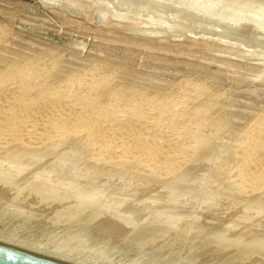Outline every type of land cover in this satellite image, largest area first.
<instances>
[{
    "label": "rangeland",
    "instance_id": "374dc122",
    "mask_svg": "<svg viewBox=\"0 0 264 264\" xmlns=\"http://www.w3.org/2000/svg\"><path fill=\"white\" fill-rule=\"evenodd\" d=\"M163 1L0 0V80L17 75L0 82V121L56 86L43 107L25 108L38 140L20 136V151L0 142V240L88 264H264V0ZM115 91L134 97L138 114L104 107ZM101 94L106 117L90 121L107 133L103 144L88 149L83 132L43 135L50 114H88ZM125 125L178 157L123 164L114 133ZM247 133L260 139L243 164ZM114 157L120 166H106Z\"/></svg>",
    "mask_w": 264,
    "mask_h": 264
},
{
    "label": "bare ground",
    "instance_id": "6f19581e",
    "mask_svg": "<svg viewBox=\"0 0 264 264\" xmlns=\"http://www.w3.org/2000/svg\"><path fill=\"white\" fill-rule=\"evenodd\" d=\"M170 1V2H169ZM176 0H174L173 2L174 3H171V0H165V2L163 1V3H166V4H168V2L170 3V4H175L176 2H175ZM189 1V0H188ZM187 1V2H188ZM159 2H160V0H159ZM177 2H179V0H177ZM181 2V1H180ZM186 2V3H187ZM162 3V4H163ZM182 3H183V1H182ZM181 3V4H182ZM190 3H192V2H190ZM189 3V4H190ZM215 3V2H214ZM189 4L187 5V7L189 6ZM190 5H192V4H190ZM195 4H193V6H194ZM232 5V4H231ZM169 7V6H168ZM183 7V6H182ZM192 7V6H191ZM195 7V6H194ZM180 8V7H179ZM243 9H244V7H242V10H239V11H237L236 12V15L237 16H243ZM191 10V9H190ZM193 10V9H192ZM246 10V9H245ZM2 34V33H1ZM30 68V67H29ZM28 69V68H27ZM26 69V70H27ZM25 70V71H26ZM13 71V70H12ZM26 72H30L29 74H31V70L29 69V70H27ZM26 72H24V73H26ZM41 72V71H40ZM40 72H39V75H40ZM9 73V72H8ZM42 73V72H41ZM4 74V73H3ZM18 74H20L19 73V71H18ZM35 74V73H34ZM46 74V73H45ZM6 75V74H5ZM15 74H14V72L13 73H10V74H8V75H6V76H4V78H1V80L2 81H4V82H2V83H4L5 84V82H7L9 79H11V78H13V76H14ZM26 75V74H25ZM3 76V75H2ZM15 76H17V75H15ZM21 76V75H20ZM24 76V75H23ZM42 76V75H41ZM99 76V75H98ZM30 77V76H29ZM34 77V76H33ZM36 77H37V75H36ZM87 77V76H86ZM15 79V78H14ZM26 79V78H25ZM29 79V78H28ZM34 79V78H33ZM42 79V78H41ZM1 80H0V82H1ZM12 80V79H11ZM16 80H18V79H16ZM23 80H24V77H23ZM22 80V81H23ZM91 81H92V84H95L96 82L98 83V77H97V75H95L94 77H92V79H90ZM25 81V80H24ZM23 81V82H24ZM90 81V82H91ZM14 82V81H13ZM8 83V82H7ZM10 83H11V81H10ZM18 83H19V81H18ZM1 84V83H0ZM23 83H21V85H22ZM32 84V83H31ZM37 84V83H36ZM91 84V85H92ZM8 85V84H7ZM12 85V84H11ZM19 85H20V83H19ZM24 85V84H23ZM60 85V84H59ZM88 85V84H87ZM91 85H89V86H91ZM4 86V85H3ZM13 86V85H12ZM62 86V85H61ZM60 86V87H61ZM93 86V85H92ZM99 86V85H98ZM101 86V85H100ZM41 87V86H40ZM44 87V86H43ZM43 87H41V88H43ZM53 87H56V86H53ZM52 87V88H53ZM63 87V86H62ZM2 88V87H1ZM52 88H49V87H45V88H43V89H40V93H39V96H38V98L36 99V95L34 96L33 94V98L35 97V99H33V98H29V99H23L24 97H22V99H23V101H22V103H21V105H17V106H14V105H12V107H10V110H9V112L10 111H12L13 112V116H10V117H8V118H6V122H3L2 120L0 121V142H2L3 144V146H5L6 147V145L8 146H16V145H18V146H16V147H18V148H15V149H18V151H20V148L22 147L21 145L22 144H20V142H18V139L20 140V136H23V137H25V136H27L30 140H31V143L33 142L34 143V141H37L38 140V138H39V135L38 134H35L36 132H34V130H32V131H28V129H26L25 127H24V125L26 124V122H29V118L26 116V115H28L30 112L29 111H27V114H25V108L27 109H29L30 107H28V104H29V106L33 103V104H38L39 103V105L41 104V102H42V104L45 102V100L47 101V99H45L46 98V96L45 95H47V94H51V95H53L55 92H54V88L52 89ZM23 89V88H22ZM21 89V90H22ZM63 89H65L64 87H63ZM62 89V90H63ZM99 89H100V87H99ZM24 90V89H23ZM120 90V89H119ZM67 91V90H66ZM96 91V90H95ZM28 92V91H27ZM32 92H34V91H32ZM32 92H30V93H32ZM38 92H39V89H38ZM37 92V93H38ZM54 92V93H53ZM57 92H59V91H57ZM56 92V94H58ZM64 92V91H63ZM93 92V91H92ZM116 92V91H115ZM11 93V92H10ZM21 93V92H20ZM60 93V92H59ZM119 93H121V92H119ZM7 94V93H6ZM24 94V93H23ZM110 95L109 96H106L105 98H106V100L104 99L102 102H107V103H105V105H103L104 107L106 106V104H107V106L109 105L110 106V108H111V106H113V108H119V109H123V110H126V108H128L129 106H132V103H130V102H134V97H132V96H127L126 94H118L117 92L116 93H109ZM195 94V93H194ZM11 95V94H10ZM22 95V94H21ZM24 95H28V94H24ZM32 95H30L29 94V96H32ZM42 95V96H41ZM67 95V94H66ZM100 95V94H99ZM98 95V96H99ZM104 95V94H103ZM103 95L101 94V97H99V98H97V99H94V100H96V102H92L93 104L91 105L92 107H90L91 109V111L89 112V110H87L86 112H88V114H85V113H83L82 112V114H79L78 113V116H77V114L74 116V117H71L70 118V120L68 119L67 120V118L65 119L63 116V118L62 119H57V117H56V119H54V114H53V117L51 116V114H50V116L49 117H46L45 118V120H43L41 123L42 124H44L49 130H50V128L51 129H55V132L53 133V132H51V133H49V131H47V130H45L46 129V127H44L45 129H43L44 130V132H43V135H45L47 138H49L50 136H55L54 138L56 139H58V140H61V139H63L64 137H66V138H68V136L69 135H72L73 133L75 134V133H80V132H83V133H85L84 134V136L86 137V141H85V147H88V149H89V147H91V145H93V147H94V145H96L100 140H102V138L103 137H105L106 135H107V133H106V135H105V131L103 132V131H100L101 129H97L96 128V126H92V124H91V122L92 121H90V120H93V119H95V117L96 118H99L100 119V117H106L105 115H103L102 114V111H104V110H102L103 109V107H102V105H101V99H102V97H103ZM15 96H16V94H15ZM19 96L20 95H18L17 97H18V99H19ZM23 96V95H22ZM28 96V97H29ZM44 96H45V98H44ZM48 96V95H47ZM97 96V97H98ZM16 97V98H17ZM50 97H52V96H50ZM60 97V96H59ZM20 98H21V96H20ZM55 98V97H54ZM101 98V99H100ZM119 98V99H118ZM199 98V97H198ZM21 99V100H22ZM53 99V98H52ZM57 100H58V97L56 98ZM56 99H54V100H56ZM59 99H61V98H59ZM64 99H65V97H64ZM116 99V101H114V100ZM118 99V100H117ZM2 100V99H1ZM4 100H5V98H4ZM20 99H19V101H21ZM49 100V99H48ZM56 100V101H57ZM62 100V99H61ZM70 100V99H69ZM72 100V99H71ZM76 100H77V98H76ZM83 100V99H82ZM14 101V100H13ZM64 101V100H63ZM7 102V101H6ZM17 102V101H16ZM52 102V101H51ZM55 102V101H54ZM60 101L58 100V102L55 104V105H57L58 103H59ZM72 102V101H71ZM76 102V101H75ZM88 102V101H87ZM14 103V102H13ZM12 103V104H13ZM31 103V104H30ZM53 103V102H52ZM61 103V102H60ZM42 104H41V106H42ZM67 104V103H66ZM69 104V103H68ZM67 104V105H68ZM73 104V103H72ZM90 104V103H89ZM131 104V105H130ZM144 103L143 102H141V101H135V103L133 104V105H138L139 107L141 106V105H143ZM16 105V104H15ZM58 105H60V104H58ZM80 105V104H79ZM83 105V104H82ZM158 105V104H157ZM170 105V104H169ZM8 106V105H7ZM32 106V105H31ZM52 106V105H51ZM65 106V105H64ZM72 106H74V105H72ZM172 106V105H171ZM170 106V107H171ZM9 107V106H8ZM34 107H35V105H34ZM43 107V106H42ZM45 107V106H44ZM55 107V106H54ZM70 107V106H69ZM87 107H88V105H87ZM158 107H159V105H158ZM4 108V107H3ZM48 109H49V106L47 107ZM84 108V107H83ZM125 108V109H124ZM130 108H132V107H129V109ZM135 108V107H134ZM133 108V110L132 109H130L132 112L133 111H137L138 112V110L140 111V109H138V110H136V109H134ZM141 108V107H140ZM31 109H33V108H31ZM61 109V108H60ZM142 109V108H141ZM44 110V109H43ZM58 110V109H57ZM62 110H64L63 108H62ZM69 110V109H68ZM111 110V109H110ZM118 110V109H117ZM122 110V111H123ZM5 111V110H4ZM52 111V110H51ZM54 111V110H53ZM81 111V110H80ZM109 111V110H108ZM127 111H129V110H127ZM12 112H11V114H12ZM33 112V111H32ZM115 112V111H114ZM124 112V111H123ZM137 112H133V113H137ZM160 112V111H159ZM162 112V111H161ZM160 112V113H161ZM7 113V112H6ZM43 113V112H42ZM47 113H48V110H47ZM4 114V112L2 113V112H0V115H1V117L2 116H4L3 115ZM8 114V113H7ZM7 114H5V115H7ZM62 114H64V113H62ZM106 114V113H105ZM113 114V113H112ZM119 114H120V112H119ZM130 114H131V112H130ZM138 114V113H137ZM10 115V114H9ZM147 115H149V114H147ZM152 114H150V116H151ZM70 116V115H69ZM69 116H68V118H69ZM164 116H166V115H164ZM0 117V119H3V118H1ZM60 117V116H59ZM103 117V118H104ZM194 117V116H193ZM203 117V116H202ZM110 118V117H109ZM121 118V117H120ZM150 118V117H149ZM148 118V119H149ZM161 118V117H160ZM8 119V120H7ZM30 119H32V118H30ZM44 119V118H43ZM87 119L88 120V122H87V124H85L86 122H85V120ZM116 119V118H115ZM118 119V118H117ZM5 120V119H4ZM32 120H34V119H32ZM40 120V119H39ZM39 120H38V122L37 123H39ZM98 120V119H97ZM125 120V119H124ZM135 120V119H134ZM158 120V119H157ZM31 121V120H30ZM37 121V120H36ZM95 121H96V119H95ZM102 121V120H101ZM114 121V120H113ZM139 121H141V120H139ZM143 121V120H142ZM90 122V123H89ZM97 122V124H98V121H96ZM96 122H93V123H96ZM259 122V121H258ZM40 123V124H41ZM90 125H89V124ZM117 123V122H116ZM141 123V122H140ZM257 123V122H256ZM96 124V125H97ZM136 124V123H135ZM162 124V123H161ZM255 124V123H254ZM36 125V124H35ZM99 125V124H98ZM132 125H133V123H132ZM138 125V124H137ZM145 125V124H144ZM29 126V125H28ZM38 126V125H37ZM262 126V125H261ZM126 127H128V126H126L125 125V127L124 126H122V128L120 127V129L119 130H116L115 131V136H118V137H120L121 138V144H120V150H122V151H120V155H122L123 157H124V160L122 159V157L121 158H115L114 157V159L112 160V159H110V161H105L107 164H106V166L107 165H109L110 166V164L112 163V165H117V164H121L122 163V161L120 162V161H117L118 159H121V160H123V164H125L124 163V161L125 162H129V160L131 161L132 160V162H134V163H136V165L138 166V167H141V168H143V169H145V168H154L156 165H158V164H160L161 162H159V159H158V157H160V156H162V158H164L165 160L167 159H169L167 156H173L175 159H176V157H178V156H176L175 157V155H174V153L176 152L177 153V151L175 150V152H172V153H164V155H162L163 154V152H162V154H161V152H160V154H158L156 151H157V148L156 147H154L155 145H152L153 144V142L151 143V141H145V143H140L141 141H139V142H137L138 141V139H137V141H136V139H134V138H132L133 137V134H131L130 135V133H132V132H130V130L128 131V128H126ZM149 127V126H148ZM37 128V127H36ZM256 128V127H255ZM260 128V127H259ZM258 128V129H259ZM74 129H76V130H78L77 132H74V131H76V130H73ZM154 129V128H153ZM250 129V128H249ZM43 130H41V131H43ZM152 130V129H151ZM262 130V129H261ZM39 131V130H38ZM124 131V132H123ZM251 131H252V128H251ZM257 131V130H256ZM107 132V131H106ZM114 132V131H113ZM123 132V133H122ZM38 133V132H37ZM40 133V132H39ZM42 133V132H41ZM164 133V132H163ZM256 133V132H255ZM51 134V135H50ZM137 134V133H136ZM194 134V133H193ZM196 134V133H195ZM201 134V133H200ZM248 134V133H247ZM41 135V134H40ZM105 135V136H104ZM143 135V134H142ZM145 135V134H144ZM249 135V134H248ZM248 135H246V137H248ZM253 133L251 134L250 133V135H249V137L245 140V142H244V147L247 149V151L245 150V152H247L248 153V151H249V153L247 154V155H249L248 157H246L245 155V157L246 158H244L243 157V159H242V157L240 158V160L239 161H241V159H242V161H243V164H247L248 163V161L251 159V158H253L254 157V154H256L255 153V148L253 147L254 145L253 144H255L254 142H256V139L257 138H259V136H257V134L255 135V137H256V139H254L253 138ZM134 136H135V134H134ZM211 136V135H210ZM22 137V138H23ZM41 137V136H40ZM108 136H106L105 137V139L107 138ZM113 137V136H112ZM208 137V136H207ZM26 138V137H25ZM36 138H37V140H36ZM65 138V139H66ZM139 138H140V136H139ZM151 138V137H150ZM159 138V137H158ZM51 139V138H50ZM104 139V138H103ZM104 139V140H105ZM129 139V140H128ZM142 139V138H141ZM144 139V138H143ZM153 139V138H152ZM195 139V138H194ZM260 139V138H259ZM84 140V139H83ZM149 140H151V139H149ZM23 142V141H22ZM120 142V141H119ZM118 142V143H119ZM156 142V141H155ZM159 142V141H158ZM260 142V141H259ZM27 143H29V142H27ZM37 143V142H36ZM84 143V142H83ZM99 143H102V141H100ZM15 144V145H14ZM30 144V143H29ZM103 144V143H102ZM154 144H156V143H154ZM243 144V143H242ZM256 144H258L257 142H256ZM259 144H261V143H259ZM32 145V144H31ZM35 145V144H34ZM90 145V146H89ZM100 145V144H99ZM8 146V147H9ZM21 146V147H20ZM27 147H28V145H26ZM101 146V145H100ZM118 146V145H117ZM256 146V145H255ZM258 146V145H257ZM26 147V148H27ZM29 147H30V145H29ZM32 147H34V146H32ZM180 147V146H179ZM264 147V146H263ZM12 147H10V149H11ZM23 148V147H22ZM118 148V147H117ZM2 149H3V147H1L0 146V151H2ZM7 149V148H6ZM6 149L4 150L3 149V151H6ZM9 149V148H8ZM14 149V150H15ZM87 149V148H86ZM100 149V148H99ZM257 149V148H256ZM264 149V148H263ZM11 150H13V148L11 149ZM101 150H102V148H101ZM104 150V149H103ZM182 150V149H181ZM180 151V150H179ZM187 151V150H186ZM10 152V151H9ZM17 152V151H16ZM51 152V151H50ZM99 152H100V150H99ZM169 152V151H168ZM242 152V151H241ZM179 153V152H178ZM117 154H119V153H117ZM239 154V153H238ZM246 154V153H245ZM15 155V154H14ZM22 155V154H21ZM20 155V156H21ZM90 155V154H89ZM120 155H117L118 157L120 156ZM178 155V154H177ZM180 155V154H179ZM185 155V154H184ZM99 156V155H98ZM255 157H256V155H255ZM254 157V158H255ZM262 157V156H261ZM18 158V157H17ZM21 158V157H20ZM171 159H173L172 157H170ZM258 158V157H257ZM263 158H264V156H263ZM262 158V159H263ZM1 159V158H0ZM108 159V158H107ZM171 159H169V161L171 160ZM175 159H174V161H175ZM2 160V159H1ZM99 160H100V157H99ZM99 160H95V162L92 164V165H95V164H97V163H100L99 162ZM106 160V159H105ZM127 160V161H126ZM3 161V160H2ZM10 161V160H9ZM169 161H167L168 163H169ZM242 161H241V163H242ZM253 161V160H252ZM251 161V162H252ZM256 161V160H255ZM254 161V162H255ZM4 162V161H3ZM6 162V161H5ZM181 162V161H180ZM250 162V161H249ZM250 162V163H251ZM170 163H171V161H170ZM169 163V164H170ZM253 163V162H252ZM260 163V162H259ZM90 164V163H89ZM88 164V165H89ZM120 164H119V166H120ZM122 164V165H123ZM167 163H166V161H165V164H162L163 165V169H164V167H165V170H163V169H160V173L161 172H165V171H167V169H169L168 167V165H166ZM249 164V163H248ZM121 165V166H122ZM174 165V164H173ZM252 165V164H251ZM161 166V165H160ZM168 166V167H167ZM112 167V166H111ZM158 167V166H157ZM172 167H174V166H172ZM172 167H170V168H172ZM248 167V166H247ZM159 168V167H158ZM157 168V169H158ZM161 168V167H160ZM244 168V167H243ZM88 169H90V168H88ZM3 170V169H2ZM171 169H169V171H170ZM177 170V169H176ZM249 171V170H248ZM142 172H144V171H142ZM172 172V171H171ZM170 172V173H171ZM251 172V171H250ZM167 173V172H166ZM162 174V173H161ZM249 175V174H248ZM250 176V175H249ZM160 178H162V177H160ZM247 178V177H246ZM250 179V178H249ZM244 180H247V179H244ZM244 183V182H243ZM250 183V182H249ZM248 183V184H249ZM258 183H259V180H258ZM252 184V183H251ZM260 184V183H259ZM258 184V185H259ZM252 185H254V183L252 184ZM258 185H255V186H252L251 187V191L252 192H256L258 189H259V186ZM249 186V185H248ZM251 186V185H250ZM262 187V186H261ZM262 189H264V187L262 188ZM37 190V189H36ZM237 190V189H236ZM235 189L234 190H232V191H236ZM249 190H250V187H249ZM260 190V189H259ZM258 190V191H259ZM230 191V193L232 192L231 190H229ZM62 192V191H61ZM228 192V191H227ZM249 192V191H248ZM35 193V192H34ZM41 193V192H40ZM53 193V192H52ZM37 194V193H36ZM70 194V193H69ZM40 196V195H39ZM227 196V195H226ZM230 196V195H229ZM49 197V196H48ZM71 197V196H70ZM51 198V197H50ZM16 199V198H15ZM45 200V199H44ZM95 202V201H94ZM94 204V203H93ZM112 208V207H111ZM258 208V207H257ZM77 211V210H76ZM73 213V212H72ZM72 213H68V211H67V213H63L64 215L62 216L63 217V219L65 220V221H71V219H73L74 217H75V212L72 214ZM76 213H78V212H76ZM16 215H21V213L19 214L18 213V211H17V214ZM18 217V216H17ZM16 217V218H17ZM57 217H58V215H57ZM87 219V218H86ZM92 219V218H91ZM90 219V220H91ZM89 222H91L89 219H87ZM125 220V219H124ZM87 221V222H88ZM64 222V221H63ZM88 222V223H89ZM126 222H127V224L129 223L130 224V221L127 219L126 220ZM132 225H133V223H132ZM131 225V226H132ZM157 226V225H156ZM136 227V226H135ZM140 227L141 226H137L136 228L138 229L139 228V230H140ZM165 228V227H164ZM163 228V229H164ZM169 229V228H168ZM142 230V229H141ZM143 231H145V234H146V236H147V238H149L150 240L151 239H154L155 238V240L156 239H159V238H157L156 236H157V231H155V230H153V231H147V230H144L143 229ZM167 231V230H166ZM178 231V230H177ZM141 232V231H140ZM168 233V232H167ZM178 233V232H177ZM158 234H159V232H158ZM139 237H141L140 235H139ZM139 237H138V239H139ZM159 237H161V236H159ZM142 238V237H141ZM140 238V239H141ZM5 240V239H4ZM6 241H8V240H6ZM10 242V241H9ZM153 242H154V240H153ZM12 243V242H11ZM133 244V243H132ZM22 246V245H21ZM241 252H243V251H241ZM253 253V252H252Z\"/></svg>",
    "mask_w": 264,
    "mask_h": 264
},
{
    "label": "water",
    "instance_id": "95a60500",
    "mask_svg": "<svg viewBox=\"0 0 264 264\" xmlns=\"http://www.w3.org/2000/svg\"><path fill=\"white\" fill-rule=\"evenodd\" d=\"M0 264H88L0 240Z\"/></svg>",
    "mask_w": 264,
    "mask_h": 264
}]
</instances>
